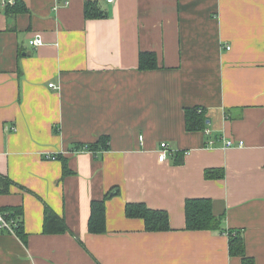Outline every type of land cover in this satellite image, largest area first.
<instances>
[{
    "label": "crops",
    "instance_id": "obj_1",
    "mask_svg": "<svg viewBox=\"0 0 264 264\" xmlns=\"http://www.w3.org/2000/svg\"><path fill=\"white\" fill-rule=\"evenodd\" d=\"M3 1L0 209H22L26 236L0 230V264H241L228 231L264 264V0H18L15 13ZM86 1L104 15L86 17ZM141 51L156 68L139 69ZM193 106L204 129L185 128ZM102 135L107 149L73 151ZM108 191L91 232V201ZM192 197L211 199L222 231L185 228ZM128 202L167 211L170 229L145 230ZM45 206L65 231L43 232Z\"/></svg>",
    "mask_w": 264,
    "mask_h": 264
},
{
    "label": "trees",
    "instance_id": "obj_2",
    "mask_svg": "<svg viewBox=\"0 0 264 264\" xmlns=\"http://www.w3.org/2000/svg\"><path fill=\"white\" fill-rule=\"evenodd\" d=\"M25 7L16 0L15 5L7 9V13H15L23 10ZM84 14L86 17L102 16L103 11L99 10L95 3L86 1L84 5ZM139 69L147 70L157 67L156 56L151 51H141L138 57ZM207 117L203 107L193 106L185 109V128L187 130L204 129ZM56 131V129H55ZM108 148V137L100 136L95 142L86 144H75L73 151L87 149L92 152L105 150ZM182 159L180 158L178 162ZM71 173L67 167L66 160H62V175ZM224 175L222 168L206 169L204 176L206 178H221ZM11 179L0 174V193L9 192ZM111 191L105 193L101 199L91 201L90 217L88 220V229L91 232H101L104 230V202ZM0 213L14 223L13 227L17 236L25 241V233L22 229V209L20 207H3ZM124 213L127 217H139L143 220L144 228L147 231H165L169 230V219L167 211L163 209L150 208L142 202H128L124 206ZM185 228L187 230H216L221 229L220 217L213 214L211 209V199L208 197L187 198L184 202ZM43 232H63L67 229L64 218L55 213L50 207H44L43 213ZM2 230V229H0ZM228 251L231 255H237L241 258V264H254L251 257H247L244 252V241L239 231H228Z\"/></svg>",
    "mask_w": 264,
    "mask_h": 264
},
{
    "label": "built area",
    "instance_id": "obj_3",
    "mask_svg": "<svg viewBox=\"0 0 264 264\" xmlns=\"http://www.w3.org/2000/svg\"><path fill=\"white\" fill-rule=\"evenodd\" d=\"M14 0H4L3 3H11L13 2ZM108 3L110 2H113L114 0H106ZM64 3H67V1H64ZM30 45L32 46H37L39 44H41V39L38 37V36H35L33 39L30 40ZM227 48H229V46H226ZM49 87H54L53 83H49L48 84ZM232 144H235L233 143V141L231 140H228L226 142V145H232ZM238 145H241L243 144L241 141H239L237 143ZM167 149H168V146L165 142H160V150H159V153H158V159L160 161L164 160L166 158V154H167ZM49 158H55L54 156H50ZM14 223L11 219H8V218H5L1 213H0V229H6L8 231H11V232H15V229L13 227Z\"/></svg>",
    "mask_w": 264,
    "mask_h": 264
},
{
    "label": "water",
    "instance_id": "obj_4",
    "mask_svg": "<svg viewBox=\"0 0 264 264\" xmlns=\"http://www.w3.org/2000/svg\"><path fill=\"white\" fill-rule=\"evenodd\" d=\"M111 194H113V193H111Z\"/></svg>",
    "mask_w": 264,
    "mask_h": 264
}]
</instances>
